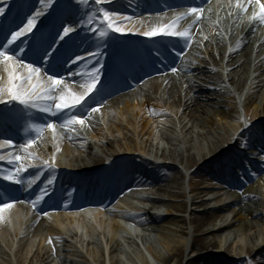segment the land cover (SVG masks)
Listing matches in <instances>:
<instances>
[{"label":"rangeland","instance_id":"rangeland-1","mask_svg":"<svg viewBox=\"0 0 264 264\" xmlns=\"http://www.w3.org/2000/svg\"><path fill=\"white\" fill-rule=\"evenodd\" d=\"M16 1L18 0H0V7L6 8V6ZM112 1L116 3V6H110L113 3ZM28 2L31 3V6H29L27 10H24V15L29 16L40 8V4L38 3V0H28ZM140 2V0H108V2L103 5V7L110 11L121 13L122 16H130L135 8L138 7ZM244 2L246 3V0H244ZM58 3H61L64 10L66 9L67 11L76 14V21L86 19L87 15L91 14L98 7L94 0H88L86 4H80L77 2V0H56V5ZM208 6L212 7L211 4ZM219 6L220 7L217 12L213 13V15L210 14L209 17L203 19L198 25L199 28L195 31H192L191 34L193 35V41L190 47L187 46L182 51L170 47L168 48V51L170 52L168 54L178 60L179 67L193 64L198 69V71L190 72H172V75L176 77L180 75L179 77L182 78V92L187 91L193 94L192 89H194L199 83L206 84L215 89L224 90L219 92V95H215L213 98L215 101H220L221 105H210L209 107L213 108L214 111L217 112L222 111L225 108L223 104L227 101L226 99H232V106L236 108V113H238L240 117L239 119L227 118L218 121L216 124H205L199 127L202 135H199V138H197L195 143H193L194 148L191 151L196 152L200 150L207 154L209 153L213 143L227 141V136L237 137L239 130L242 128V122H244L246 125L253 126L255 130H264V124H260L257 128L256 125L261 121L255 119L252 114L255 110L261 114L263 101H261V99L257 98L256 96V102L252 103V106L247 107L245 105L246 96L244 93L238 91L233 87V85L231 86L229 84L231 81L230 78L235 72H233V69L226 68L229 61L227 63V56L224 58L222 57L221 51L223 47L222 45L228 46L232 39L238 40L241 37V26L245 20L249 19V15L248 13L242 12L229 15L231 12L227 10L223 0H219ZM50 10L51 9L48 10L45 16L40 18L39 22L42 24L45 23L46 18L50 14ZM122 11H124V13ZM181 13H183V10L176 9L171 11L168 15H159L156 20L159 24H169L172 23ZM5 15L6 10L3 15H0V18ZM169 15L171 16L168 17ZM192 21L193 20H191V18L188 20L185 18L179 21L177 24L178 30L187 28ZM262 26L264 27V24H262ZM76 27L82 30L81 34L87 39V41L95 43L101 40L98 38L97 34H93L92 32L88 31L87 28L82 29L78 24ZM205 36L207 37L206 40L204 39ZM47 39L48 38H46V40ZM180 40L181 39H179V41ZM106 50L107 49H104L103 55L100 57V60L104 65L105 56L107 53H109V51ZM152 53L154 54H152L154 62L159 64L160 67L162 62L157 57L161 59L162 57L159 56L161 53L158 51H152ZM177 53H181V55L178 56ZM44 59L47 58L45 57ZM94 60L95 58H93L92 62H89L87 59H85L84 61H81L75 65L68 63L67 66L70 68H68L66 72H62V70H60L57 75L59 77H64L65 82L69 86L71 85L74 87V91H81V89L78 87V84L81 82V80H77L76 82L71 81L68 78V75H72V73L76 72L77 70H86V67L91 68ZM49 63L50 61L48 64ZM42 65L45 66L47 64L42 63L40 58L36 66L42 67ZM96 66L98 67L99 65ZM146 72L147 71L144 73ZM157 72L164 74L169 73L170 71H165L164 69L159 68V71H154L152 74H157ZM149 75L151 74L143 77L144 79L142 80V83L136 86L131 85V87L134 89L130 90L128 95L135 94L138 98H143L144 94L143 91H141V85L146 81L145 78H147ZM123 82L124 84H131L129 81ZM5 85L6 83L3 81L0 74V86ZM233 93L235 96L234 99ZM113 98H110L106 103H102L98 93L96 91L93 92L90 96V101L88 104L82 105L86 111V113L82 116L86 117L87 113L93 107H98L100 110L96 113H93L90 117H87L85 125H75L74 127L76 130L69 132L73 136L72 142L70 143V146L72 147L71 150L68 152L62 148L55 153L47 152V143L53 141L54 137L52 131L46 129V133L37 140L36 144L33 145L32 148L28 149L29 152L35 153V155L39 157L38 160L30 162L35 165H40L43 160L51 161L54 154L60 155L64 159L72 162L74 165H91L106 159L105 162L113 161L112 163H114L113 166L110 165L105 167L103 165L101 167V169H103L99 175V177H101L100 181L106 179V183L109 181V174L111 173V170L115 171L112 175L115 176V174L117 175L118 172H124L125 166L130 167L131 172L129 174H136L138 172L137 170L141 166V163L152 165L155 168L158 166L164 167L168 165L176 167L179 172L176 174L173 180L168 181L166 185L161 187L151 188L149 185L148 188L152 192L153 196H160L164 198V201L161 204L162 207H160V211H162L161 213H164L168 208L180 209V205L185 202L188 203V209L186 211L182 209L176 211L174 210L171 216L172 218L167 222L158 225L150 224L152 226L150 231L146 230L145 226L139 228L135 227V231L133 232L135 234L133 237H136V241H125L122 239L123 241L121 240V248L117 250L112 256L107 255L106 257L101 255V251L108 248L106 235L100 233L94 236H91V234H85L86 236H81L79 233L76 234L75 231L72 230V219H74V216L80 218V212L76 213V215L71 214L69 210L52 213L42 212L39 214V216H42L44 225L40 228L36 235H27L25 238V244L20 249V256H22L23 260H25L24 264H40L37 253L39 250H41V248L48 246L49 238H51L53 241L52 244H49L52 246H59L61 243H65V240L63 239L68 240V242L66 243L67 246H64L65 250L59 252L58 255H52L48 264H61V259L64 256H68L76 260L77 264H97V262H99L101 259L104 261L106 260L105 263L107 264H110L112 259L119 261L121 264H145V259L148 260L150 264H164L162 260L155 258L154 254L150 251V247H153V249L158 252L160 257H163L169 251V249L166 247V244H169L170 247H173L177 245L178 240H181V242L186 247V252L180 264H188L190 261H193V259L200 255L208 256V258L211 260L217 259V264H264V252H259L258 250V246L264 245V220H262L258 226L248 228L243 231L240 229V226L237 223L227 229L224 233L212 231L214 227L221 223L239 219L241 215L245 213V210L242 209V203L238 204L234 202L227 209V219L223 221L218 220L217 222H212L204 226V228H202L200 231L197 230L195 224L190 220V212L192 209L197 212L196 214H201L198 212L203 210L199 203L203 194L201 196L199 191H205V187L201 188V190L198 189V187L201 185V182H198L192 174V172L198 166L194 165L190 167L185 163L181 164L179 162L181 155L188 154V152H185V148L180 142L186 138H188V141L191 140L192 130L194 128L192 127V120L189 122L186 129L181 130L179 125L181 120H179V117L177 116V112H180L181 108L178 107V105L169 103L164 107L166 110L164 111V116L160 118H158L156 114L152 116L150 127L153 131L151 137H148L149 140L142 141L139 139L140 143H143L141 153L135 152L130 154L126 152L125 148L127 147V144L133 140V133L128 128L124 127L118 130L117 123L119 120H122L124 125H126L128 119L133 116L131 113L122 114L117 106L111 104V99ZM15 107L16 106L14 102H10L5 105L0 103V116H3L9 110H13ZM135 112L136 110H134V113ZM59 114H61V119L54 118L55 116L47 114L46 124L49 122L55 123L57 125L55 135H58L59 138L62 139L64 138L65 131L61 129L59 125L62 123L63 119L66 118V115L65 113ZM182 120H184L183 122L185 123L189 120V117L183 115ZM196 124L197 123L194 125ZM98 127H103L102 135H95V130ZM254 129L244 133L240 137L238 136L237 138H234V141L232 143L230 142V145L225 152L218 153L215 155V157H210L208 154L205 160L206 162H203L199 167L206 166L207 168H211V170L222 176H226V174H224V170H228V172L231 171L232 175L234 174L236 177L238 183L242 184V189L237 191L236 196L241 195L250 189V185H248L249 183L247 184L246 181L248 176H253L254 182L250 184L258 188L260 193V201L258 202V206L264 212V172H262L264 170V167H262V165L264 166V161L252 159L257 156L258 158L263 157L264 152L261 149H258L256 146L249 144L254 142L252 136L253 132H255ZM195 132L196 134L198 133L197 127H195ZM166 135L171 136L173 139L168 140ZM47 138H49V140H47ZM28 140L29 139H27L22 144V146L25 145ZM111 141L112 143H110ZM171 153L173 156H171ZM9 154L15 155L24 153L23 149L20 151L16 149H0V155L9 157ZM142 156L146 157L148 161L142 160ZM121 159L123 163L121 166H119L117 161ZM128 161L137 162L128 163ZM213 161H217L218 165H210V163H213ZM28 162L29 161H25V163ZM138 163H140V165ZM221 167L224 169L219 170ZM11 168H13V165L7 163V160L0 161V172H3V174L6 173V170ZM31 176L29 175L28 179L26 180V190L24 194H28L27 192L31 188L27 184L29 179L34 178ZM93 176L96 177L95 174H92L87 180ZM115 177H113V179ZM207 183L208 182H206V185ZM210 185L208 184V186ZM75 192L76 190L73 188L69 190L67 189L66 193L68 196H66L64 199L67 201L69 196L75 194ZM38 194L33 193L31 196H33L32 198L36 199ZM47 196L45 198H47ZM234 197L235 196H232V199ZM193 200L196 201L193 203ZM123 204L126 205L124 201L122 202L121 200H118L115 203L109 204L105 210L104 208H99L97 212H99L100 215L97 216L95 220L100 224V226L104 227L105 225H108L110 230H112L111 227L115 224L117 218L116 213H119V211L123 209ZM127 206L130 208L128 203ZM215 212L216 211L213 210H207L206 214L213 216ZM25 214L26 209H17L15 204V206L12 208L11 215V222L13 224L12 229H9L5 222H0V262H4V259L1 258V256H3L7 261H11V264H17L15 249L17 239L24 227ZM80 219L82 220V217ZM73 222L76 223L77 220ZM178 223L182 226L188 227L186 235L181 236L171 230V228L176 226ZM53 227L61 229L62 233H53L51 235L49 229ZM111 233L113 234V232ZM200 234L205 240L208 241L221 239V245L209 250L198 249L195 244V238ZM89 238H94L93 243L89 241ZM246 247L252 248L251 252H246ZM93 248L100 250L98 256L97 254L96 256L95 254L94 256L92 255ZM172 264H174V262H172Z\"/></svg>","mask_w":264,"mask_h":264},{"label":"bare ground","instance_id":"bare-ground-1","mask_svg":"<svg viewBox=\"0 0 264 264\" xmlns=\"http://www.w3.org/2000/svg\"><path fill=\"white\" fill-rule=\"evenodd\" d=\"M138 7L135 8V10L131 13V17H134L132 24H135L137 28L141 27V24L137 23V21L143 20V28L147 29L149 26H155L158 23L156 20L159 15H161L163 12H166L168 8L167 5L169 4L167 1H162L160 5H157L156 3L152 2L151 0H140ZM200 5L204 6V13L201 16L200 21L195 24L192 28V31L197 30L199 27V23L203 20L209 17V15H213V13L217 12L219 10V0H197ZM225 2L226 8L231 14H235L237 12L241 13L240 10L235 9L233 6L235 4V0H223ZM113 2V1H112ZM210 2V3H209ZM28 0L19 1V12L23 13L24 10H27L29 6H31V3H29ZM211 4L212 7H209L208 5ZM13 5H8L6 8H4L7 13H9V10ZM56 4L54 5L53 9L50 10V14L48 17L51 16V14L54 12ZM110 6H116V3H112ZM124 13V11H122ZM6 13V14H7ZM170 12L166 13L165 15H168ZM121 14V13H120ZM169 15L168 17H170ZM47 17V18H48ZM46 18V20H47ZM67 18L69 22H75L76 21V14L73 12H69L66 9H63V6L57 10L55 14V18L51 21L50 24L42 25L41 22H38L37 27L41 28L37 33L35 39L33 36H29L27 38V41L31 45L34 43V47L30 48V50L27 51L29 55H37L40 56L39 53L42 51L44 47H47L46 43H43L41 39L45 36L46 32L50 29L55 30L57 25H62L64 21ZM63 19V20H62ZM193 22V21H192ZM191 22V24H192ZM131 27L132 25H128ZM241 37L238 40L232 39V41L229 43V45H222V57L224 58L227 56V64L226 68L233 69L234 75L230 78V85L237 89L238 91L244 93L246 96V102L245 105L247 107L252 106V103H255L256 96L257 98H260L261 101H263V108L261 110V114L258 113V111H254L252 114L255 119L260 120L261 122L258 123L256 126L260 124H264V27L261 23L257 22H250L249 19L245 20L243 25L241 26ZM51 34V33H50ZM130 36V39L125 40H117V44L121 45L123 49L126 50V55L119 56L120 60H128V64L126 66V70H129L130 79L129 82L131 84L127 83H121L123 82L121 79H127L126 73L121 72L120 76L116 75L115 77H111L110 79L106 77L102 80L99 86H97V93L100 96V99L102 100V103H106L110 98L112 100V105L117 106L119 111L122 114L125 113H131L133 117L129 118L126 125H124L122 120H119L117 123V129L120 130L122 127L128 128L133 133V140L127 144L126 152L132 154V153H141V148L143 147V143H140L139 139L142 141H148L152 134V128L150 127V121L154 114L158 116V118L164 116L165 106L170 104L178 105V107L181 108L180 112H177V116L179 117L180 121V127L181 130H184L188 127L189 122L192 120V137L191 140L188 141V138L183 139L180 143L183 144V147L185 148V152L188 154H183L179 158V162L181 164L185 163L187 165L194 166L197 165L198 167L192 172L195 179L198 182H201L200 187L198 189L201 190V188L205 187V191H199V193L204 195L205 192L208 191V184L211 182L213 183V189H209L211 191H214L215 194H219L220 192L215 191L217 187H220V181L224 177L215 171L211 170V168H207L206 166L199 167L203 162H206L207 155L209 154L210 157L217 155L218 153L225 152L227 148L230 145V142L232 143L234 138H237L238 136H242L244 133L251 131L254 129L253 126L246 125L244 122L241 123V129L238 132L237 137H231L227 136V141L219 142V143H213L209 153H203L202 151L198 150L196 152H192L191 150L194 148L193 143L199 138V135H202L201 131L199 130V127L205 124H216L218 121L227 119V118H234L239 119L238 113H236V108L232 106V99H226L227 101L223 104L225 106L224 110L222 111H214L213 108L209 107L210 105H221L220 101H215L213 98L215 95H219V92L224 91L220 89L212 88L206 84L199 83L195 86L193 90V94L185 91H181L182 82L181 77L178 75L177 77L172 75L173 68L177 69L175 72H190V71H198L197 67H195L193 64L185 65L183 67H179L177 65V59L174 57H170V62L167 64V66H161V69H164L165 71H170L169 73H155L152 75H149L147 78H145V82L141 85V91H143L144 97L138 98L135 94L128 95L130 90L134 89L132 86H136L140 83H142V80L144 79L141 76L140 71H138L137 67L138 65L135 64L138 61V58L145 59L147 58V61L151 59L148 55V51L145 49H150L152 46L156 45V39H162L165 40L168 44L174 45L176 47L184 46V40L178 41L176 38L171 37H163V36H157L155 38H146L139 34L134 33H127ZM54 35H49L47 38L48 42L51 41V38ZM116 38L114 33H109V36L106 39H101L99 42H86L82 44L81 51L76 49L77 55H82L87 57V54L89 51H95L98 48L104 52V49H107L109 53L105 56V61H107L108 56L110 55V52L113 51L112 48L114 46ZM249 44V45H247ZM247 45V46H246ZM64 46V42L62 43V46L59 47L58 50H60ZM57 47V46H56ZM69 49L73 48V43L69 44ZM67 48V49H68ZM174 48V47H170ZM245 49V50H244ZM106 50V51H107ZM73 51V50H72ZM51 60L49 64L43 66V68H49L52 72L58 73L60 70L62 72H66L68 68L67 64H63V61L61 58ZM172 54V53H171ZM28 55V56H29ZM132 55V56H131ZM25 57V58H28ZM35 58V57H34ZM222 58V59H223ZM135 60V61H133ZM36 62V60H34ZM148 63V62H147ZM148 65H154L152 61H150V64ZM146 65V66H148ZM146 66H144V62L140 63V68L145 70L148 69ZM146 67V68H145ZM150 67V66H149ZM139 68V69H140ZM157 71V70H154ZM151 73V72H149ZM148 72L146 74H149ZM0 74L5 83H7V73L3 71L2 68H0ZM145 74V75H146ZM255 74V75H254ZM183 75V74H182ZM228 75V74H227ZM254 75V76H253ZM102 77V76H101ZM145 77V76H144ZM68 78L71 81H77L81 80V77L79 75L73 76L70 74L68 75ZM110 80V82L116 83L114 88L110 90V92L107 94L106 91L110 87V83L107 81ZM225 80V79H224ZM107 82V83H106ZM71 86V85H70ZM72 87V86H71ZM130 87V88H129ZM73 90L74 87H72ZM224 89V88H223ZM82 90V89H81ZM191 90V91H192ZM232 93V92H231ZM107 94V95H106ZM235 98L233 93V99ZM90 100L89 98H86ZM84 101V102H86ZM236 102V101H235ZM19 107H16L15 110L19 111ZM134 110L136 112L134 113ZM37 112V111H36ZM38 113V112H37ZM86 113L85 109L82 108V106H79L76 111V115H84ZM158 113V114H157ZM17 114V113H16ZM185 115L186 117H189V120L187 122H183L182 116ZM19 120L22 121L23 132L27 131L30 128V125L32 124H45V123H39L37 122V117L35 115H29L28 117H25L21 114L18 115ZM27 116V115H26ZM262 116V117H261ZM54 118L61 119V114L55 116ZM1 121V120H0ZM197 123L196 125H194ZM195 127L198 128V133L195 132ZM253 127V128H252ZM255 130V129H254ZM103 133V127H98L95 130V135H102ZM35 136V132L32 133V136L23 135L18 140V147L17 150H22V144L27 139L32 138ZM254 142H251L249 144L256 146L258 149H261L264 152V130H255L252 134ZM73 136L69 132H64V138L60 139L58 135H56L55 140L48 142L47 148H51L52 151H57V148L64 149L65 151H70L71 146L70 143L72 142ZM147 138V139H146ZM166 138L168 140H172L173 138L169 135H166ZM49 140V138H47ZM112 143V141L110 142ZM3 147H0V149ZM35 154V153H34ZM55 156V163L60 166H68V167H75L77 170L81 169H91L90 175H82L81 174H74L71 173V175L68 176V180L71 185L73 186H79L80 184H83V188H80V190H83V192L86 189H89L90 187L93 188L92 195L87 194V196H90L91 202L93 204H96L101 207L108 206L112 201H114L115 198L117 200L121 198L122 201L127 202L128 201V194H126V184H133L135 182V179L137 176L142 175L147 183L150 185L151 188L154 187H161L167 184L168 181L173 180L176 176V174L179 172L176 167L172 166H158L154 167L152 165H147L146 163H141V166L137 170L138 172L135 175L129 174L131 172V169L129 166H125L124 172H118L117 175L112 176L115 171H111L109 174V179L111 181L107 182L106 184L100 182L99 176H96L95 178L91 177L88 179L89 176L92 174H95L99 170H96V167H99L103 165L106 161H99L95 164L87 165V164H80V165H74L72 162L64 159L61 156L54 155ZM171 156L173 154L171 153ZM142 160L148 161V159L144 156L141 157ZM147 159V160H146ZM258 159V158H252ZM264 161V157L262 158ZM131 162H137V161H128V163ZM123 163L122 159L117 161V164L121 166ZM140 165V163H138ZM211 164L218 165L217 161L211 162ZM112 166V165H111ZM262 167H264L262 165ZM115 170V169H114ZM100 172V171H99ZM98 172V173H99ZM226 172V173H225ZM264 172V171H263ZM43 174V173H42ZM224 174H226L225 178H227V185L229 187L227 195L235 196L233 202H236L238 204H243L242 209L245 210V213L241 215V217L235 221H226L225 223H221L218 226L214 227L212 231L218 232V233H224L227 229H229L234 224H239L240 229L246 230L248 228L256 227L260 224L262 220H264V212L259 208L258 202L260 201V193L258 191V188L251 185L250 183L254 182L253 176H248L246 183L250 185V189L248 191H245V193L236 196V193L238 190L242 189V184L238 183L236 180V177L234 174L232 175V172L228 170H224ZM223 174V175H224ZM137 175V176H136ZM66 177V175L64 176ZM113 177H115L113 179ZM218 180V181H213ZM85 181V182H84ZM206 182L207 185H206ZM85 185V187H84ZM57 182L56 177L55 181L52 185H49L48 188L52 190L53 188H56ZM253 186V187H251ZM210 188V187H209ZM7 195H10L11 193L17 192L19 190V186H17L15 189H12L11 186H8L7 188ZM76 190V189H75ZM209 191V192H211ZM76 193V192H75ZM126 194V196H124ZM77 196L80 195V192L76 193ZM94 196V197H92ZM33 196L24 195L21 196V198H18L17 201H22V203H16L17 209H26L25 214V220H24V227L17 239L16 249H15V256H16V262L17 264H24L25 260H23L22 256H20V249L25 244V238L27 235H36L40 228L44 225V221L42 216H39L42 212H62L68 209V205H65L62 203V199L60 196V193L57 191V194L54 197H50L48 199H44L43 201H40L35 209L32 207V201L35 200L32 198ZM116 201V200H115ZM152 201L156 204H159L160 207H162V202L164 201V198L154 196ZM196 200H193V203ZM223 198L219 195L217 197V205L219 207L215 210V214L213 216H210L206 214L207 207H203L206 205V200L204 199V196H202L200 200V206H202L203 210L199 211L198 213H201L200 215L196 214L197 212L193 209L190 212V220L195 224L198 231H200L204 226L212 223L217 222L218 220H225L227 219V209L231 205L230 203L224 204ZM180 209H171L168 208L164 213L158 212L156 213L153 210L147 211V213H144L143 215L146 216L149 220L147 222H144L146 230L150 231L151 225L150 224H163L167 222L172 217V213L175 210H184L186 211L188 209V203H183L179 207ZM71 214L76 215V211H70ZM120 213H116V216L122 215L121 211ZM80 214V218L83 217L85 220L86 218L89 220V217H87L86 214L91 213L93 214V219H96L97 216L100 215L99 212H93L90 210H84ZM4 220L11 221V215L9 216V210L5 211ZM9 217V218H8ZM73 221H76L74 223L72 220L71 225H76L78 230L87 229L86 234H91L97 232V227L95 225H91L88 222H80L81 219L77 218V216L73 217ZM116 218L115 224L111 227L112 230L110 233V236L108 238V244L106 252L109 254V256H112L117 250L121 248L122 242L119 238L116 236V232L123 229L122 224L120 223V220ZM107 220V219H106ZM105 220V221H106ZM2 221V222H3ZM174 224V223H173ZM98 227L101 228L100 224L98 223ZM65 227V226H63ZM105 227V226H104ZM97 229V230H96ZM188 227L182 226L179 223L176 224L173 228H171L172 231L176 232L177 234L184 236L187 234ZM96 230V231H95ZM49 232L51 235L53 233L61 234L62 230L58 229L57 227H53L49 229ZM65 240V243H61L59 246H52L49 245L45 246L44 248H41L39 250L38 254V260L40 264H48L51 260L52 255L56 254L58 255L59 252L64 251V246H67L68 240ZM221 239H214V240H205L203 236L200 234L195 238V244L198 249H212L215 247H218L221 245ZM166 247L169 249L167 254H165L163 257H160L157 251L153 249V247H150V251L154 254L155 258L158 260H162L164 264H180L181 260L186 252L185 245L181 242V240L177 241V245L170 247L169 244H166ZM246 252H251L252 248L246 247ZM259 252H264V245L258 246ZM98 253H100V250L97 248L92 249V255L98 256ZM102 254V253H101ZM2 259H4V262H0V264H11V261H7L3 256H1ZM217 259H210L208 256H198L197 258L193 259V261H190L188 264H217ZM8 262V263H6ZM61 264H77V261L68 257L64 256L61 259ZM97 264H106L103 259H101ZM110 264H121L119 261H116L115 259H112L110 261ZM145 264H150L148 260L145 259Z\"/></svg>","mask_w":264,"mask_h":264},{"label":"snow or ice","instance_id":"snow-or-ice-1","mask_svg":"<svg viewBox=\"0 0 264 264\" xmlns=\"http://www.w3.org/2000/svg\"><path fill=\"white\" fill-rule=\"evenodd\" d=\"M80 4H86L88 0H77ZM98 6L95 11L88 14L86 19H81L75 23H69L67 26L61 25L57 30L55 36L51 38V41L40 51L39 55L41 62L48 64L49 61L55 59L59 47L62 46L66 39H71V34L77 32L76 25L80 28H87L88 31L93 34H97L98 38L105 39L109 36V33L127 34L134 33L142 35L146 38H154L157 36L171 37L176 39H182L185 45L190 47L193 41L192 28L197 24L205 9L203 6H192L186 9L184 13L179 14L172 23L169 24H157L155 26H149L144 29L143 20L137 21L141 24L140 28H137L135 24H132L134 17L122 16L118 12L110 11L103 7L108 0H94ZM208 2V0H206ZM40 8L34 13L26 17V22H22V26L18 30L12 31L10 37H5V42L0 44V68L7 73V83L5 86H0V103L17 102L27 109H35L41 113H47L51 116H57L59 113H65L66 118L63 119L59 125L61 129L66 132L75 131V125H85L87 117H90L93 113L98 112V107H93L87 113V116L76 115L77 108L82 105V102L86 98L96 91L98 84L101 81L102 69L104 64L100 60L103 52L98 48L95 51H89L87 57L82 55H75L69 57L71 64L75 65L81 61L87 59L89 62L93 61L91 68L81 72L77 70L73 72V76L79 75L81 82L78 87L81 91H74L71 86L65 82L64 77H59L55 72H52L49 68H41L36 66V63L29 62L25 59L27 51L30 50L31 45L27 41V37L31 34L33 38L36 37V31H39L37 25L41 17L45 16L49 9H53L56 4V0H38ZM255 5L258 11H253L249 17L250 22H259L264 24V0H235L233 6L235 9L240 10L242 13L248 12V6ZM5 9L0 7V15H3ZM231 15V13H229ZM192 16L195 19L192 24L183 30H178L177 24L179 21ZM132 25L129 27L128 25ZM36 30V31H34ZM23 38V39H22ZM206 40L207 37L205 36ZM17 41H20V45H17ZM13 45H17L13 47ZM57 45V47H53ZM181 55V53H177ZM47 59H44V58ZM67 63V62H66ZM96 65H99L98 67ZM173 71L177 69L173 68ZM30 128L35 132V136L30 138L25 145L22 146L24 154H9V157L0 155V161L7 160V163L12 164L13 168L6 170V173L0 176L5 181L11 184L22 185L25 183L23 174L31 167H40L55 171V156L51 161L43 160L40 165H35L30 161L38 160L34 153L29 152L28 149L32 148L36 144L37 140L47 130H51L54 139L56 138L57 125L55 123L47 124H32ZM12 147L11 140L0 141V147ZM60 149L57 148V151ZM25 161H29L25 163ZM40 178L39 174L34 178L29 179L27 184L31 187ZM55 181V176L48 179L47 184L41 188L36 199L33 200L32 207L35 209L36 205L43 201L44 198L49 195L48 186L52 185ZM16 203H22V201H0V222L4 220L5 211L13 208ZM49 244L53 241L51 238L48 240Z\"/></svg>","mask_w":264,"mask_h":264}]
</instances>
